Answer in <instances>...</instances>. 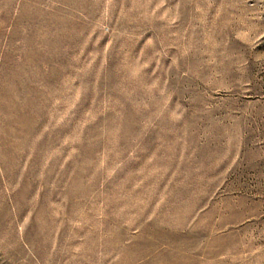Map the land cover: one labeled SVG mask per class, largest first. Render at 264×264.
<instances>
[{
    "label": "rangeland",
    "instance_id": "374dc122",
    "mask_svg": "<svg viewBox=\"0 0 264 264\" xmlns=\"http://www.w3.org/2000/svg\"><path fill=\"white\" fill-rule=\"evenodd\" d=\"M0 264H264V0H0Z\"/></svg>",
    "mask_w": 264,
    "mask_h": 264
}]
</instances>
